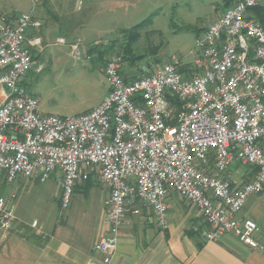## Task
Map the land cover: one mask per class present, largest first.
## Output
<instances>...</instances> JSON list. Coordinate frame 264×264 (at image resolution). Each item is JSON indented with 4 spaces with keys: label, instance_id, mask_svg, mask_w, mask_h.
<instances>
[{
    "label": "built area",
    "instance_id": "built-area-1",
    "mask_svg": "<svg viewBox=\"0 0 264 264\" xmlns=\"http://www.w3.org/2000/svg\"><path fill=\"white\" fill-rule=\"evenodd\" d=\"M263 3L236 0L226 7L197 35L192 65L174 58L151 74L125 79L121 57L110 56L108 93L73 116L42 113L40 97L26 88L33 49L41 44L29 31L42 23L32 12L14 22L0 16V176L6 186L18 177L43 183L58 172L66 209L83 170L95 169L109 187V230L94 246L106 264L130 223L129 209L138 214L142 204L157 227H169L172 191L201 212L205 241L233 233L264 254L255 238L258 224L239 217L248 197L264 189V27L251 15ZM80 49L72 45L78 57ZM236 164L255 169L240 186L230 170ZM17 197L0 194L3 231L14 226Z\"/></svg>",
    "mask_w": 264,
    "mask_h": 264
},
{
    "label": "crops",
    "instance_id": "crops-1",
    "mask_svg": "<svg viewBox=\"0 0 264 264\" xmlns=\"http://www.w3.org/2000/svg\"><path fill=\"white\" fill-rule=\"evenodd\" d=\"M1 13L4 14L0 16L14 22L24 12H5L0 4ZM33 16L39 20L34 13ZM41 27L30 29L29 38L39 37L42 44L41 36L46 41L54 30L44 29L41 34ZM60 38L65 44L71 43V48L73 44L79 47L82 44L79 39L70 42L63 35L56 36L53 41L59 43ZM116 41L115 33H111L101 41L90 43L89 48L96 46L102 50ZM41 44L33 51L41 48ZM88 49L87 57L105 71V63L95 52L89 54ZM107 57L104 59L110 56ZM108 91L109 82L102 100ZM230 170L237 186L250 180L255 172L253 167L239 164ZM12 191L18 194L16 220L10 231L0 229V264H106L94 246L109 230V187L101 182L95 169L83 170V177L66 209L61 207L63 188L58 172L43 183L34 178L18 177L2 194ZM170 204L167 229L157 227L149 219L150 209L142 204L138 205V214L129 209L127 219L130 223L123 228L117 251L109 264H264L263 252L249 247L233 233L224 234L218 241H205L202 233L207 225L201 212L180 194L170 192ZM239 217L258 224L255 238L264 245V189L248 197Z\"/></svg>",
    "mask_w": 264,
    "mask_h": 264
},
{
    "label": "rangeland",
    "instance_id": "rangeland-1",
    "mask_svg": "<svg viewBox=\"0 0 264 264\" xmlns=\"http://www.w3.org/2000/svg\"><path fill=\"white\" fill-rule=\"evenodd\" d=\"M226 1L39 0L35 5V0H0V4L5 12L33 11L42 23L41 34L44 29L54 30L46 41L41 36V48L33 51V66L24 81L27 90L40 97L42 113L73 116L97 106L107 90L108 79L102 66L87 57L90 43L115 33L119 49L129 34L121 29L141 24L134 55L143 58L133 67L122 62L124 75L139 74L140 67L147 62L154 71L174 58L192 65L190 53L195 49L198 32L236 0L229 5ZM56 33L70 42L82 41L83 55L76 56L71 43H55L54 38L59 36Z\"/></svg>",
    "mask_w": 264,
    "mask_h": 264
},
{
    "label": "trees",
    "instance_id": "trees-1",
    "mask_svg": "<svg viewBox=\"0 0 264 264\" xmlns=\"http://www.w3.org/2000/svg\"><path fill=\"white\" fill-rule=\"evenodd\" d=\"M226 2L229 5L231 3V0H227ZM226 7H228V6H226ZM251 15H252V18L254 20L261 23L264 27V3L259 5V6L252 8L251 9ZM140 26H141V24H138L133 28L122 30V33L129 31V34H128L127 38L122 42V44H120L119 49L116 48L117 42H113L112 44L104 47L102 50H100L96 46H93V47L88 49V53L93 54L95 52L98 55L97 57H100V59L102 60L103 63H105V65H106V62L109 58L107 60H105L104 57L112 55V54H118L120 56L122 55V62H127L129 65L134 66L143 58V55H140V56L134 55L135 54V52H134L135 51V43L140 38V32L138 31V28ZM204 29L199 31L198 34H200ZM33 60H34V58H33ZM157 62H160V59H157ZM144 66L147 68V70L144 69ZM152 72H153L152 66L150 63L147 62L140 67V73L135 74L134 77H139L141 75L151 74ZM122 75L125 77V79H129V77H127L126 75L123 74V71H122ZM5 189H6V182H5L4 176L1 175L0 176V194H2L5 191ZM26 236H34V235L33 234L28 235L27 234Z\"/></svg>",
    "mask_w": 264,
    "mask_h": 264
},
{
    "label": "water",
    "instance_id": "water-1",
    "mask_svg": "<svg viewBox=\"0 0 264 264\" xmlns=\"http://www.w3.org/2000/svg\"><path fill=\"white\" fill-rule=\"evenodd\" d=\"M144 69H145V70H147V68H146V67H144Z\"/></svg>",
    "mask_w": 264,
    "mask_h": 264
}]
</instances>
